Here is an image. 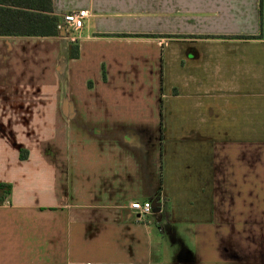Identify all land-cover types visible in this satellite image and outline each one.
<instances>
[{
    "label": "crops",
    "instance_id": "crops-1",
    "mask_svg": "<svg viewBox=\"0 0 264 264\" xmlns=\"http://www.w3.org/2000/svg\"><path fill=\"white\" fill-rule=\"evenodd\" d=\"M51 2L0 36V264H264L260 0Z\"/></svg>",
    "mask_w": 264,
    "mask_h": 264
},
{
    "label": "trees",
    "instance_id": "trees-1",
    "mask_svg": "<svg viewBox=\"0 0 264 264\" xmlns=\"http://www.w3.org/2000/svg\"><path fill=\"white\" fill-rule=\"evenodd\" d=\"M52 0H0V36H56L59 19L53 14ZM264 36V0H260ZM75 46L69 48L76 56ZM10 192V185L0 183V203Z\"/></svg>",
    "mask_w": 264,
    "mask_h": 264
},
{
    "label": "built area",
    "instance_id": "built-area-1",
    "mask_svg": "<svg viewBox=\"0 0 264 264\" xmlns=\"http://www.w3.org/2000/svg\"><path fill=\"white\" fill-rule=\"evenodd\" d=\"M87 16V11L84 9H79L76 11H70L64 14L58 23V29L63 28L65 32H76L79 31L84 25V19ZM72 41H75V38L72 37ZM131 210H133L137 219L143 220L148 215L152 214L154 208L150 201H132L129 204Z\"/></svg>",
    "mask_w": 264,
    "mask_h": 264
},
{
    "label": "water",
    "instance_id": "water-1",
    "mask_svg": "<svg viewBox=\"0 0 264 264\" xmlns=\"http://www.w3.org/2000/svg\"><path fill=\"white\" fill-rule=\"evenodd\" d=\"M59 34H62V35L64 34L63 28L60 29ZM152 206H153V208H155L156 206H158V204L157 203H153Z\"/></svg>",
    "mask_w": 264,
    "mask_h": 264
}]
</instances>
